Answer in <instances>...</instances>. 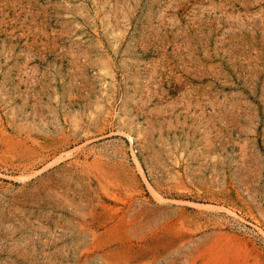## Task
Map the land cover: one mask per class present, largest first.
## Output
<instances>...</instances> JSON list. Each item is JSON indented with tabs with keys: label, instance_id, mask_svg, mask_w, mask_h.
Listing matches in <instances>:
<instances>
[{
	"label": "rangeland",
	"instance_id": "374dc122",
	"mask_svg": "<svg viewBox=\"0 0 264 264\" xmlns=\"http://www.w3.org/2000/svg\"><path fill=\"white\" fill-rule=\"evenodd\" d=\"M0 264H264V0H0Z\"/></svg>",
	"mask_w": 264,
	"mask_h": 264
}]
</instances>
